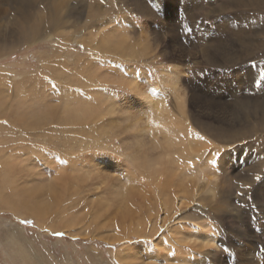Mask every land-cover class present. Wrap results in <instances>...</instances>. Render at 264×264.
Segmentation results:
<instances>
[{
    "label": "rangeland",
    "instance_id": "obj_1",
    "mask_svg": "<svg viewBox=\"0 0 264 264\" xmlns=\"http://www.w3.org/2000/svg\"><path fill=\"white\" fill-rule=\"evenodd\" d=\"M18 12L27 16L28 27L33 28L28 30L32 36L27 40L8 23ZM201 18L207 23L197 25ZM0 19V43L4 44L0 47V80L4 84L0 147L9 150L25 136L31 139L25 141L45 144L52 151L50 156L43 155V163L31 160L35 179L24 186L45 188L40 205L55 211L48 214V220H41L40 225L29 211L14 212L4 208L6 205L0 209V225L21 230L23 243L28 250L31 246L30 264H195L199 259L204 264H264L260 251L264 247V76L260 75L264 71V5L256 7L253 0H0ZM183 27L190 31H182ZM110 30L113 37L126 38L131 48L140 40L147 50L120 57L97 47V38H109L105 34ZM65 75L74 80L67 83ZM172 75H177L176 84L166 87L165 77ZM29 78L41 80L44 86L31 101L35 110L30 112L31 120L39 124L19 129L6 109L13 106L6 105L18 101V87ZM254 79L262 83L255 84ZM119 86L127 91L113 96L112 89ZM153 86L163 97L158 109L152 108L150 97L144 99V94L152 95ZM73 88L77 89L70 94ZM83 90L92 95L82 94ZM177 96L184 101L185 119L175 109ZM65 97L86 103L90 111L98 113L97 124L105 128L104 134H96L101 142L94 144L92 136L98 130L87 121L72 130L58 122L61 109L57 107L65 103ZM47 108L53 114L44 121L36 113L49 112ZM16 111L22 109L16 106ZM171 122L182 130V136L161 128L163 124L173 128ZM130 130H134L131 139ZM167 133L182 146L167 149ZM84 143L86 147H81ZM145 150L150 154L146 157H161L165 164L152 162L155 166L146 169L144 176L135 166V157ZM74 151L78 158L70 156ZM58 158L81 166L71 170ZM163 167L173 182L165 195L173 201L170 211L161 207L158 197L151 199L158 181L164 179ZM57 173L68 175L66 180L69 174L76 175L69 187L77 185L82 191L74 198L68 194L67 200L58 199L60 205L53 203L57 199L47 188L49 181L58 179ZM132 173L136 187L132 191L137 196L133 205L120 202L132 209L130 214L122 213L114 203L104 212L99 210L96 192L111 190L102 193L108 196L113 185L116 192H123V182ZM182 187L190 198L187 204L183 200L188 208L178 212L175 202L184 195ZM171 195L178 196L173 199ZM61 208L66 215L63 219L57 215ZM165 212L173 216L169 223L163 221ZM204 223L215 237L212 247L198 240ZM127 227L143 229L142 241L131 233L127 245H120L118 240L126 237ZM5 229L0 228L1 237ZM125 248L129 251L123 256ZM2 251L0 264H15Z\"/></svg>",
    "mask_w": 264,
    "mask_h": 264
},
{
    "label": "bare ground",
    "instance_id": "obj_2",
    "mask_svg": "<svg viewBox=\"0 0 264 264\" xmlns=\"http://www.w3.org/2000/svg\"><path fill=\"white\" fill-rule=\"evenodd\" d=\"M40 1V0H39ZM233 1V0H232ZM252 1V0H251ZM263 2V0H262ZM261 1L259 0H253V4L256 6V7H259L260 5H264V3H262ZM22 4V3H21ZM30 4V3H29ZM40 4V3H39ZM259 4V5H258ZM39 6V5H38ZM40 7V6H39ZM103 9V8H102ZM20 11V10H19ZM95 12V11H94ZM12 13V12H11ZM30 13V12H29ZM28 13V14H29ZM12 15V14H11ZM18 15V16H17ZM27 15V14H26ZM32 15V13L30 14ZM35 15V14H34ZM101 15V14H100ZM54 16V14L52 15ZM7 18V17H6ZM42 18V17H41ZM50 18V17H49ZM40 19V18H38ZM35 20V18L33 19ZM42 20V19H41ZM60 21V20H58ZM101 21V20H100ZM0 22H1V19H0ZM39 22V21H38ZM8 23L10 24V26L12 27L11 24H14L17 28V30L19 31H22L24 36H25V39L27 40L30 32L32 31L33 28H29L28 25H29V22H27V16H25L24 14H21L20 12H18L15 16H11L9 17V21ZM32 23V22H30ZM59 23V22H58ZM37 24V23H36ZM43 25V23H41ZM60 24V23H59ZM40 25V24H39ZM9 26V27H10ZM34 26V28H36V25H32ZM44 26V25H43ZM57 26V25H56ZM100 26V25H99ZM104 26V25H103ZM0 27H1V24H0ZM39 27V26H38ZM37 27V28H38ZM42 27V26H40ZM102 27V25H101ZM62 28V27H61ZM22 29V30H21ZM41 29V28H40ZM44 29V28H43ZM7 30V29H6ZM10 30V29H9ZM30 32H29V31ZM37 30V29H35ZM99 30V29H97ZM112 30V29H111ZM110 30V32L108 31L105 35L108 36L109 38H101L102 36L98 37L97 38V47H101V49H104V50H108L109 52H115L117 55H119L120 57H124V56H133L134 55V52L137 54H143L148 46L146 43H138L140 42V40H138V42L136 41V43H133V47L131 48L130 44H128L127 42V39L126 38H119V37H113V35L111 34L112 31ZM3 29L1 30V33H3ZM37 32H39L37 30ZM46 32V31H44ZM98 32V31H97ZM4 34H5V31H4ZM4 34L2 36H4ZM14 34V33H12ZM35 35V34H34ZM39 35V34H38ZM104 35V36H105ZM1 36V35H0ZM8 36V35H7ZM10 36V35H9ZM30 36H32L30 34ZM49 36V35H48ZM21 37V36H20ZM35 37V36H34ZM37 37V36H36ZM20 39V38H19ZM22 39V38H21ZM24 39V38H23ZM22 41V40H21ZM6 42V41H5ZM4 42V43H5ZM173 45V43L171 44ZM4 46V44L0 43V47ZM175 46V45H174ZM140 47V49H139ZM131 48V49H130ZM205 51V50H204ZM4 55V54H3ZM199 66V65H198ZM85 69V68H84ZM89 69H91L89 67ZM87 71V70H86ZM92 71V70H91ZM91 73L90 70L88 71V74L87 76L89 75V78H91ZM57 74V73H56ZM81 74L83 75V73L81 72ZM86 74V72L84 73ZM61 75V73H60ZM63 75V74H62ZM197 75V74H196ZM58 76V74H57ZM84 76V75H83ZM93 76V75H92ZM63 79H65V81L68 83V82H71L72 80H69L67 79L68 77L65 75V76H62ZM177 79V75H172L170 78L168 77V79L165 77V81H166V87H170V86H174L176 84V80ZM89 80V79H87ZM84 82H87V81H84ZM27 83V85H26ZM80 83V82H79ZM88 83H84V85H86ZM43 84L41 83V80H38V79H32V78H29V80H23L21 83H20V86L18 87V101L14 104H7L6 106H13L12 108H9L7 107L6 109H9V114H13L12 117H13V122L16 123L17 125L15 126H18L19 129L20 126L25 129V128H32L34 125H38L39 123L37 122H33L31 120V116H30V112L32 111H35L33 109V104H32V98L34 95L38 94L39 91L41 90ZM44 87V86H43ZM3 88H4V84H3V80H0V93L3 91ZM74 89H77V88H73V89H70L71 92L67 91V93L69 92L70 94L71 93H74ZM33 90V91H32ZM90 91H86V90H83L81 93L82 94H85V95H88ZM91 93V92H90ZM89 93V94H90ZM158 93H160L158 91V87H155L153 86V90H152V95H145L144 99H147V98H151L152 99V108H157L159 107L160 104H162V99L163 97L161 95H159ZM85 95H82V96H85ZM92 95V93H91ZM154 95V98L152 97ZM194 95V94H193ZM199 95V94H198ZM4 96V95H3ZM2 97V95L0 94V98ZM67 97V96H66ZM66 97L64 99H66ZM90 97V95H89ZM178 97V96H177ZM182 97V96H181ZM181 97H178V102H177V106H175V109L178 111L179 115H181L182 118H184V101L183 99H181ZM194 97V96H193ZM194 100V99H193ZM81 102V101H80ZM149 103H151V101L149 100ZM191 103V102H190ZM195 102L193 101V103L191 104H194ZM197 105V104H196ZM5 106V107H6ZM16 106H19L20 109H22V111H16ZM260 106V104H259ZM85 107H86V110H85ZM211 108V106H209ZM263 107V106H262ZM58 109H61L59 112H58V122L61 124V125H64V126H68L70 127V130H72L74 128V126H78L80 123H84L82 121H87L89 125H92L94 128L97 127L96 130L97 133H92L94 134L92 137V141L94 140L95 143L94 144H98V141H100V137L97 136L96 134L101 133V134H104L105 133V128L104 126H100L99 124H97V121L99 120V115L96 111H90L89 110V105H86V103H83L80 104L79 102L77 101H72L71 98L69 97V99H66L65 100V103L64 104H61L57 107ZM12 109V110H10ZM56 109V108H55ZM83 109V112H81L80 110ZM261 109V108H260ZM47 110L49 112H46V113H41V112H37L36 115H39L41 117H43V120H47L48 118H51L52 116V112L53 110L50 109V108H47ZM88 110V111H87ZM0 111H3L2 108H0ZM38 111V110H36ZM218 111V110H217ZM216 111V112H217ZM249 112V111H248ZM41 113V114H40ZM215 113V112H214ZM264 114V113H263ZM186 115V114H185ZM50 116V117H49ZM57 116V115H56ZM215 116V115H214ZM7 117V116H6ZM186 117V116H185ZM0 118H3V117H0ZM193 118V117H192ZM247 118V117H246ZM9 119V118H8ZM163 119V118H161ZM185 119V118H184ZM187 119V118H186ZM249 119V118H248ZM23 122V125H21L20 123ZM35 120V119H34ZM165 120V119H164ZM175 120V119H174ZM12 121V120H10ZM176 122V121H175ZM79 123V124H78ZM172 123V122H171ZM173 124V123H172ZM84 125V124H83ZM82 125V126H83ZM188 126V125H187ZM186 126V127H187ZM1 127V126H0ZM72 127V128H71ZM161 128L163 130H165L166 132H169V131H174L173 133H177L175 135H181L182 136V130L181 129H177V126H175L173 124V128L171 126H168V125H161ZM189 128V127H188ZM80 132V131H79ZM188 132L190 133L191 130L189 129ZM81 133V132H80ZM91 134V132H90ZM191 135V134H190ZM193 135V134H192ZM18 136H21L20 133L18 134ZM89 137V136H88ZM1 138V137H0ZM165 138V141H166V147L167 149H171L173 145L177 144V145H180L182 146V144L180 142H177V140H175V137H173L172 135H170L169 133L166 134V136L164 137ZM2 139V138H1ZM25 136L24 137H20L16 143H14V146L12 148H9V150H7L6 148H2L0 147V209L1 207H4L6 205V209L8 210H11V211H14V212H17L19 209L20 211H29L30 215L32 217H35V221L36 223L38 224H42V221L41 220H48V214H51L52 212H55V211H52L51 209H49L47 207V205H40V196H41V193L43 192V189L45 188H41L40 190L38 188H35V186H31V185H27L26 187H24L26 184L29 183V180L32 182V180H34L35 178L33 176H35L33 174V163L31 162V160H33L36 164H38L39 162L40 163H43L42 161V157L43 155H46V156H50L52 151L49 150V147L45 144H37L36 142H27L25 141ZM26 140H31V139H26ZM93 141V142H94ZM101 142V141H100ZM196 141L195 140H192V143L194 144ZM93 144V145H94ZM13 145V144H12ZM84 145V146H83ZM199 145V144H198ZM99 146V145H98ZM81 147H86V143L82 144ZM157 147V146H156ZM188 147V146H187ZM185 147L184 150L187 148ZM200 147V146H199ZM63 149H67V147L65 145H63ZM87 149V148H86ZM188 149V148H187ZM79 150V149H78ZM80 151V150H79ZM87 151V150H86ZM186 151V150H185ZM148 150H145V154H141L140 156H137L135 157V166L136 168L138 169L139 173L141 175H144L146 169L147 171H149L151 168H153L155 165H164V161L162 160V158H158L157 160H152L146 156H149L150 154H147ZM24 153L26 154L24 156ZM77 153V152H76ZM75 151L74 153L73 152H69L70 156H77V158L79 157V155L77 154L76 155ZM186 153V152H185ZM99 158V157H98ZM82 159V158H81ZM81 159H79V161H81ZM55 160V159H54ZM57 160V159H56ZM55 160V161H56ZM58 160H60V163L64 162V159H60L58 158ZM83 160V159H82ZM87 161V160H86ZM97 161V160H96ZM100 161V160H99ZM57 162V161H56ZM84 162V161H83ZM98 162V161H97ZM152 162H154V164H152ZM58 163V164H60ZM86 163V162H85ZM64 166L67 167V165L70 167L71 170H74V168L76 169H79V166L81 165H76L74 162L70 163L68 161H65L64 163H62ZM42 165V164H41ZM85 166V165H84ZM143 169V170H142ZM66 170V169H65ZM129 170V169H128ZM167 168L166 167H163L162 168V171H161V174L164 176V179L161 181L159 180L157 185L155 186V194L153 192V197L151 199H153L154 197H158L157 200H159L160 204H161V207L162 205H164L166 207L167 210L169 209H172V202L169 201L168 198H165V195H166V191L168 190V187L173 183L171 181V175L169 173H167ZM169 171V170H168ZM62 172V170H61ZM136 173V172H135ZM138 173V172H137ZM88 174V173H87ZM133 175H131V178L130 177H127L126 179V182H123V185H124V190L123 192H116L114 190V185L111 186L110 188L112 189V193H109V195L107 196H104L103 192H110L111 190H99L97 191V205H98V208H100L99 210H101L102 212H104V210H106V207H109V205H111V203H114L116 204L117 206H119V208H121V210L123 209V212L124 214H130L129 212L132 210L130 209V207H128V210L123 207L124 205H121V203L123 204H130V205H133V198L134 196H137V194L135 195L134 192L135 191H132L133 189H135L136 187H134L133 185H135V180L132 178L135 174L132 173ZM150 176H152L153 174L151 173H148ZM58 179H56L55 181L54 180H51L49 181V184L47 185V188L50 192H53V199H57L55 200L53 203L56 204V205H60L58 199H60L61 201H63L62 199H68V198H74L76 196H78V194H80L82 191L80 190L81 188L78 187L77 185H75L74 187L71 186L69 187V185H74V180L77 179L76 178V175L74 174H69V179L66 180V177H68V175H65V174H56ZM59 175V176H58ZM71 175V176H70ZM137 175V174H136ZM146 175V174H145ZM144 175V176H145ZM154 176V175H153ZM136 177V176H135ZM140 177V176H138ZM142 179V178H141ZM145 179V178H143ZM101 180V179H100ZM53 181V182H52ZM105 181V180H104ZM118 183H120V180L117 179ZM141 181V180H140ZM147 181V179H146ZM147 183V182H146ZM30 184V183H29ZM131 184V185H130ZM182 184V183H180ZM184 186V185H182ZM146 187V186H145ZM150 188V186H148ZM139 188V187H138ZM143 188V187H141ZM183 188V193L184 195H182V197H179L178 195H175L176 197L178 196L176 202H175V207L176 208V211H183V209H187L188 206H184V201L185 203L188 201V199L190 197L187 196V192L185 191V188ZM148 189V188H147ZM137 192H140V191H137ZM150 192V191H149ZM191 192V191H190ZM103 193V194H102ZM192 193V192H191ZM195 193V192H194ZM68 194H74L73 197H68L67 195ZM170 194V193H169ZM175 194V193H174ZM43 195V194H42ZM46 195V194H45ZM44 195V196H45ZM139 196V195H138ZM164 198H161L163 197ZM169 196V195H167ZM172 196V195H171ZM170 196V197H171ZM175 196H172L171 198L174 199ZM191 196V195H190ZM68 197V198H67ZM143 195H141L140 198H142ZM169 197V198H170ZM183 198V199H182ZM192 198V196H191ZM42 199V198H41ZM194 199V198H193ZM43 200V199H42ZM147 200V199H146ZM154 200V199H153ZM184 200V201H183ZM43 202V201H41ZM94 202V201H93ZM96 202V201H95ZM158 202V201H157ZM192 202V200H191ZM49 203V202H48ZM54 204H52L54 206ZM159 204V203H158ZM174 204V203H173ZM187 204V203H186ZM96 205V206H97ZM52 206V207H53ZM158 206V205H157ZM183 206V208H182ZM137 208V206H135ZM186 207V208H184ZM190 207V206H189ZM125 208V209H124ZM160 207H158L159 209ZM143 209V208H142ZM155 209V208H154ZM164 209V208H163ZM212 209V208H211ZM125 210V211H124ZM134 210V209H133ZM140 210V209H139ZM173 210H174V205H173ZM1 211V210H0ZM97 211V209H96ZM135 211V210H134ZM146 211V210H145ZM165 210H163L164 212ZM170 211V210H169ZM100 212V211H99ZM100 212V213H102ZM153 212V211H152ZM177 212V213H178ZM94 213V212H93ZM136 213V211H135ZM138 213V212H137ZM143 213V211H142ZM167 215V217H163V221H168L169 217H173V216H170L167 212H165ZM172 212H170L171 214ZM220 213V212H219ZM97 214V213H96ZM133 214V212H132ZM139 214H140V211H139ZM174 214V213H173ZM182 214V213H181ZM14 215V214H13ZM57 215H59L61 217V219L65 218L66 215H65V211L64 209H60V211H58ZM98 215V214H97ZM103 215V214H102ZM134 215V214H133ZM132 215V216H133ZM184 215V214H183ZM186 215V213H185ZM19 216V215H18ZM29 216V215H28ZM129 216V215H128ZM150 216V215H149ZM179 216V214L177 215ZM25 217V216H24ZM91 217V215L89 216V218ZM122 217H125V215H123ZM133 217H136L133 216ZM143 217V216H142ZM184 217V216H183ZM182 217V218H183ZM98 217L95 216L94 219L96 220ZM131 218V217H130ZM148 218V217H147ZM146 218V219H147ZM179 218V217H178ZM7 219V218H6ZM58 219L60 220V218L58 217ZM75 219V218H74ZM78 219V218H77ZM93 219V218H92ZM110 219V218H109ZM137 219V218H136ZM152 219V218H151ZM3 220V219H2ZM67 220V219H66ZM90 220V219H89ZM132 220V219H131ZM138 220V219H137ZM136 220V221H137ZM162 220V219H161ZM186 220V219H185ZM81 220L79 219L76 220V222H80ZM87 221V220H85ZM140 221V220H138ZM142 221V220H141ZM124 222V221H123ZM133 222V221H132ZM143 222V221H142ZM152 222V220H151ZM171 222V221H169ZM167 222V223H169ZM180 222V221H179ZM15 223V222H14ZM12 222V224H14ZM54 223V222H53ZM99 223V222H98ZM131 224V222H129ZM137 223V222H136ZM141 223V222H140ZM148 223V221H147ZM138 224V223H137ZM160 224V223H159ZM176 224V222H175ZM180 224V223H178ZM177 224V225H178ZM205 224V223H204ZM43 225V224H42ZM122 225V223H121ZM128 225V223H127ZM132 225V224H131ZM144 225V223H143ZM146 225V224H145ZM162 225V224H161ZM164 225V224H163ZM55 226V225H54ZM60 225H58L59 227ZM130 226V225H129ZM140 226V225H139ZM180 226V225H179ZM191 226V225H190ZM6 227V224L5 223H1L0 225V228L1 229H5ZM9 227V226H8ZM15 227V226H14ZM11 228V226L9 227L10 229H5V230H2L4 232V236H0V249H2L3 253L15 264H30L32 259L30 257H32V253L30 251L31 249V246H29V250L27 248V246L23 243V237L21 236H24L22 235L21 233V230H16L15 228ZM86 227V226H85ZM85 227H83V230H85ZM168 227V226H167ZM170 227V226H169ZM194 227V226H193ZM192 227V228H193ZM207 227H209V225L205 224L203 225V228L204 230H200V233L198 234L199 237V241H200V244L201 242L205 245H208V244H212V242L215 241V237L212 236V234H209L208 232V229H206ZM17 228V226H16ZM48 228V227H47ZM82 228V227H81ZM89 228V227H88ZM128 228V227H127ZM144 228V227H143ZM148 228H152V227H148ZM166 228V227H165ZM164 228V229H165ZM196 228V226H195ZM142 229V228H141ZM154 229V228H153ZM152 229V230H153ZM162 229V228H161ZM163 229V230H164ZM167 229V228H166ZM171 229V228H170ZM51 230V229H50ZM53 230V229H52ZM143 230V229H142ZM141 231H138L135 228H128L126 230V237L122 238L120 237L118 241H120V245L122 246H126L127 244L126 243V240L129 239V235L131 233H135L138 235V241H139V236L142 237L143 235V232ZM146 230V229H144ZM160 230V229H159ZM172 230V229H171ZM170 230V231H171ZM56 231V230H55ZM147 231V230H146ZM149 231V230H148ZM180 231V230H179ZM77 232V231H76ZM97 232V231H96ZM159 232V231H158ZM161 232V231H160ZM167 232V231H166ZM168 232H169V229H168ZM177 232V231H176ZM67 233V232H66ZM146 233V232H144ZM164 233V232H163ZM173 233V232H172ZM157 234V233H156ZM155 234V235H156ZM193 234V233H192ZM75 235V234H74ZM119 235V234H118ZM125 235V234H123ZM152 235V234H151ZM191 235V234H190ZM81 236V235H80ZM112 236H115V235H112ZM136 236V235H135ZM160 236V235H159ZM167 236V235H166ZM146 237V236H145ZM164 237V236H163ZM162 237V238H163ZM169 237V236H168ZM173 236L171 235V238ZM183 237V236H182ZM159 238V237H157ZM167 238V237H166ZM175 238V237H174ZM173 238V239H174ZM114 240H116L115 238H112ZM143 239V238H142ZM170 239V237H169ZM176 239V238H175ZM180 239V238H179ZM22 240V241H21ZM141 240V239H140ZM177 240V239H176ZM183 240V238H182ZM142 241V240H141ZM185 241V240H184ZM184 241L182 243H184ZM188 243H189V240H187ZM186 241V242H187ZM174 242V241H173ZM177 242V241H176ZM31 243V242H30ZM116 243V242H115ZM122 243V244H121ZM178 243V242H177ZM180 243V241H179ZM199 243V242H198ZM197 243V244H198ZM246 243V242H245ZM140 244V243H139ZM178 245V244H177ZM181 245V244H180ZM185 245V243H184ZM144 247V246H143ZM152 247V246H151ZM166 247V246H165ZM150 248V247H148ZM137 249V248H136ZM147 249V248H146ZM203 249V248H202ZM151 250V249H150ZM125 251V252H124ZM129 251V248H125L123 249V252H122V255L125 256L126 253H128ZM133 251V250H132ZM147 251V250H146ZM1 252V253H2ZM194 252V251H193ZM199 252V251H197ZM202 252V251H201ZM120 253V252H119ZM138 253V252H137ZM140 253V252H139ZM131 254V253H130ZM120 255V254H119ZM136 255V254H135ZM142 255V254H141ZM146 255V254H145ZM253 255V254H252ZM134 256V255H133ZM5 257V256H4ZM3 258V257H2ZM128 258V257H127ZM125 259V257H124ZM189 260V259H188ZM8 261V260H7ZM39 261V260H38ZM37 261V262H38ZM127 262V261H126ZM125 262V263H126ZM185 262V261H184ZM183 262V263H184ZM33 263V262H32ZM148 263V262H146ZM150 263V262H149ZM41 264V263H40ZM185 264H188V261L187 263ZM195 264H204L203 261L201 259H199V261ZM206 264V263H205Z\"/></svg>",
    "mask_w": 264,
    "mask_h": 264
},
{
    "label": "snow or ice",
    "instance_id": "obj_3",
    "mask_svg": "<svg viewBox=\"0 0 264 264\" xmlns=\"http://www.w3.org/2000/svg\"><path fill=\"white\" fill-rule=\"evenodd\" d=\"M196 23H197V25H199L200 23H207V21L206 20H203V18H201ZM182 31L187 32V31H190V29L187 28V27H183L182 28ZM260 75L261 76H264V71H262L260 73ZM254 83L255 84H260L262 82L260 80H258V79H254ZM126 91H127V89H125L123 86H119V87H116V88L112 89V94H113V96H118L121 92H126ZM133 134H134V130H130V133H129V137L128 138L131 139L133 137ZM201 139H203V137H201ZM216 154L219 155L220 153L217 152ZM211 163L212 164H215L216 162L215 161H211ZM237 195H242V193H237ZM252 207L255 208V207H258V206L253 205ZM161 231H163V230H161ZM54 235H63V233H54ZM165 243H167V241H165ZM208 247H212V246L209 245ZM225 251H227V250L225 249ZM260 251L264 252V247H261Z\"/></svg>",
    "mask_w": 264,
    "mask_h": 264
}]
</instances>
